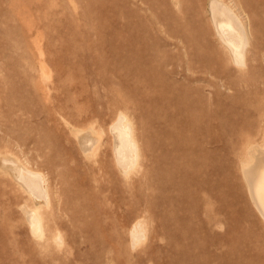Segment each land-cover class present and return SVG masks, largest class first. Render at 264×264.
I'll return each instance as SVG.
<instances>
[{"label":"rangeland","instance_id":"1","mask_svg":"<svg viewBox=\"0 0 264 264\" xmlns=\"http://www.w3.org/2000/svg\"><path fill=\"white\" fill-rule=\"evenodd\" d=\"M219 1L243 65L212 0H0V264H264L242 170L264 145V0Z\"/></svg>","mask_w":264,"mask_h":264},{"label":"bare ground","instance_id":"2","mask_svg":"<svg viewBox=\"0 0 264 264\" xmlns=\"http://www.w3.org/2000/svg\"><path fill=\"white\" fill-rule=\"evenodd\" d=\"M227 5L224 4L223 1L221 2L219 0H212L210 8H211L212 15H213V22L215 24L216 30H217L220 38L223 41V44H225V46L228 47L227 49H229L232 52V55L234 56L232 58H235V60H236L235 62H237L238 64H242L243 65V63H244L243 60H245V58H244L245 54L244 53H246L244 50H245V47H246V44H247V41H246L247 38L245 39L246 34L244 33L245 29H244L243 24H241V22H240L241 20H239L237 14H235L233 12L234 10H232V8H230ZM237 30H240V33H238ZM126 120H128V119L127 118L125 119L124 116L121 117L120 121L115 126L116 127L115 128V133H116L117 139H118V143H116L117 144V149L116 150L118 151V155L117 156H118L119 163L121 164V166H123L124 168L128 169L132 165L135 166L136 160H137V158L139 160V157L137 156V153H138L137 152V150H138L137 148L138 147H136L137 144H135L136 141H134L133 134L131 133V128H128V129L126 128L125 129V127H126L125 123L126 122L129 123V121H126ZM75 130H77V129H75ZM82 131L83 130L78 131V133H80ZM84 132H86V130ZM78 133H76V134H78ZM82 134H83V132H82ZM78 135H81V134H78ZM78 135H77V137H78ZM95 144H97V143L95 142L93 145H95ZM91 146L92 145H90L89 147L91 148ZM87 147H88V145H87ZM84 148H85V146H84ZM95 148L96 147L94 146V149ZM87 149H85V150H87ZM92 149H93V147H92ZM249 149H247V150H249ZM92 151H94V150H92ZM90 153H91V151H90ZM94 153H95V151H94ZM96 153H97V151H96ZM249 155H250V158L248 156V158H249L248 161L243 163L244 165L242 167V170L244 172L245 178L247 179L246 181H248V183H249L248 184L249 187H250L249 190L251 191L250 193L252 194L254 202H255L257 208L259 209V211L262 213V215L264 217V145L263 146H260V145L259 146H256V145L253 146L249 150ZM14 163H15V161H14ZM16 164H18V163H16ZM22 167H24V166H22ZM21 168L17 167V171H18V173H19V175L21 177V180L23 181L22 182L23 185L26 184L25 186H27L30 189L29 191L32 192L31 194H33L36 197H40V196H43L44 194H46L45 191H44L45 189H43V187H42V184H41L42 180L40 179L39 175L37 173H34L33 171L32 172L31 171H26V170H24L25 168L24 169H21ZM122 171H124V170L122 169ZM130 172H131V170H130ZM14 174H15V172H14ZM127 175H128V173H127ZM41 178H42V176H41ZM21 180H19V181H21ZM43 186H44V184H43ZM46 195L44 197H47ZM48 197H49V195H48ZM30 215L32 217H33V215H35L33 217V219H34L33 228L35 230L34 229L33 230L37 232V230H40L39 228H40V224H41V221H42L41 218L39 217L40 214L38 216L34 212L33 215L32 214H30ZM31 216L29 217L30 221L31 220L33 221V219H31L32 218ZM39 218H40L41 221H39ZM139 223H141V221ZM139 225L140 224H138V226H136V231L137 232L141 231V226L142 225L141 226H139ZM134 227L135 226H133V228ZM41 228H42V225H41ZM143 228H144V225H143ZM42 230H43V228H42ZM38 232H40V231H38ZM38 232H37V234H38ZM145 232L146 231H144V234H145ZM134 233H135V231H134ZM142 236H143V234H142ZM134 237H136V236H134ZM138 239H140V237H138ZM138 241L139 240H137V242Z\"/></svg>","mask_w":264,"mask_h":264}]
</instances>
